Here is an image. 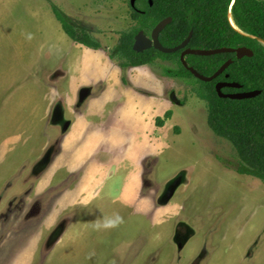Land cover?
Segmentation results:
<instances>
[{
  "label": "rangeland",
  "instance_id": "obj_1",
  "mask_svg": "<svg viewBox=\"0 0 264 264\" xmlns=\"http://www.w3.org/2000/svg\"><path fill=\"white\" fill-rule=\"evenodd\" d=\"M133 2L136 7L137 0H0L10 5L7 11L0 7V23L7 25L1 57L31 61L44 88L63 97L55 107L64 115L63 122L39 126V135L11 139L15 147L40 153L0 184V264H264V183L235 171L237 150L209 127L197 79L168 74L178 60L123 69L111 58L122 34L137 26ZM54 8L104 49L71 40ZM61 37L67 46L58 45ZM85 88L91 94L81 102ZM171 110L174 118L164 132L157 119ZM81 115L107 119L94 123L92 140L85 133L80 143L69 144L65 125ZM89 140L93 150L86 153ZM105 150L115 159L122 151L129 155L123 167L116 162L120 167L113 168L121 172L115 200H64L69 192H86L81 186L92 168L110 164L102 160ZM92 153L101 160H90ZM73 157L78 174L69 169L61 187ZM178 174L186 180L163 204ZM180 225L193 234L183 250L175 240Z\"/></svg>",
  "mask_w": 264,
  "mask_h": 264
},
{
  "label": "trees",
  "instance_id": "obj_2",
  "mask_svg": "<svg viewBox=\"0 0 264 264\" xmlns=\"http://www.w3.org/2000/svg\"><path fill=\"white\" fill-rule=\"evenodd\" d=\"M152 2V4H151ZM56 18L65 33L77 44L92 50H103V45L86 30L76 29L56 9ZM132 19L137 23L131 31L122 34L111 58L118 59L121 68L129 69L154 64L158 59L178 60L179 67L168 72L173 77H194L181 62V53L164 54L155 48L138 53L134 50L136 36L145 32L150 36L157 25L167 18L172 23L162 32L160 40L167 48L180 46L194 33L189 48L216 50L222 48H250L254 57L239 60L235 54L209 57L188 56L187 62L200 74L213 76L226 62L233 64L218 79L205 83L197 79L196 95L208 105V125L220 138L235 147L239 162L235 171L264 183V0H137L132 7ZM233 15L237 31L230 22ZM220 82L238 83L242 89L224 88L226 94L261 91L253 99L221 98L216 90ZM173 117L168 111L157 119L158 127ZM220 161L223 162L222 159ZM228 168L232 165L225 164Z\"/></svg>",
  "mask_w": 264,
  "mask_h": 264
},
{
  "label": "crops",
  "instance_id": "obj_3",
  "mask_svg": "<svg viewBox=\"0 0 264 264\" xmlns=\"http://www.w3.org/2000/svg\"><path fill=\"white\" fill-rule=\"evenodd\" d=\"M2 6L8 7V4L7 5L1 4L0 7ZM9 7L4 10L5 11L9 10ZM4 23L7 22L4 21ZM6 28L7 25L2 27L0 23V45L7 44L2 39L3 37L2 34ZM1 29H3V32H1L2 31ZM4 39L10 41V37L8 36L4 37ZM59 41L60 44L58 45L64 47L63 46L64 43L67 46V41L64 40L62 37L59 38ZM78 60H80L79 57ZM136 68H140V67H136ZM34 71H35V66L31 64V61L28 62L26 59L24 61L21 60L17 61L13 58L5 57V56H3L2 58L0 54V150L5 149L4 152L5 162L2 165H0V184L14 177L18 171V166L20 164L26 162L27 160L36 158L40 153L35 150L32 151L22 150V148L15 147V145H12L11 139L18 140L17 138L19 136L22 137L24 135H28L34 132L39 135L38 127L45 125L47 126L50 123V121H52L54 111L56 108L55 107L56 102L58 100H61V98H63L57 95L52 89H49L48 87L44 88L43 85L44 82L38 78V74L34 73ZM71 72L72 75H74L75 73L74 70ZM1 78H11V79L9 80L4 79L2 81ZM17 78H21V79L17 80ZM16 82H20V83L17 84ZM58 91L60 93H64V91H62L61 89H58ZM173 118L174 116L165 123L164 127H160L164 132ZM106 119L104 117H99V116H94V117L93 116L89 117L86 115L77 116L76 119L73 122H71V126L68 130V143L69 144L80 143L85 133L88 134L90 136L89 139L91 138L92 140L91 135L93 136L96 134V126L94 123L99 120L101 124L104 121H106ZM3 125L4 127H2ZM5 125L10 126V128L6 129ZM13 135H17V136H14L13 138ZM167 137L169 138L168 135ZM163 138H165L163 142L167 141L165 145L168 146L169 143L168 138L166 137ZM162 139H160V141H162ZM90 144L91 142L89 140L86 147H89ZM91 147L92 146H90L85 150L86 153L87 151L89 153L90 150H93V147L92 149ZM67 155L68 154L65 153L63 154V157L65 156L68 157ZM158 155L161 157L163 155V152L162 153L158 152ZM126 156L128 157L129 155L122 151L121 156H119L120 158L115 159L113 151L105 150L104 158L102 160H107V161L110 160L109 162L110 164L103 166L95 165L96 167H94V170L92 168V170H90L89 173H86L88 176L86 180L87 183L81 186L82 189L85 186V188L87 189L86 192L85 193L82 192L80 194L75 193V191H72V193L69 192L64 200H104V199L115 200L114 197L115 192L113 189L114 187L117 186L116 185L117 181L121 183L120 181L121 176L118 177L119 176L118 174L121 172L114 171L113 168L116 167L119 168L120 166L123 167V163L127 160ZM66 157L64 159H66ZM74 158L75 157H73V162H72L73 168L67 167L66 168L67 170L64 171V174H62L63 176L61 178L62 180H59L58 182L59 186L61 187L63 186V184H65L68 181V177L70 173H73L72 174L73 176L78 174L76 170ZM100 158L102 157L99 154V156L96 157V159L101 160ZM89 159L90 160L92 159V161H94L95 155L93 154L89 156ZM97 160H95L94 162H96ZM116 162H119L120 166L119 165L116 166ZM63 163H66V160H63ZM5 164L7 165L4 168H2L1 166ZM69 169H74V170L70 172L71 170ZM65 173H69L68 177H65L66 176ZM180 174H178L173 180H175L178 176H180ZM185 180L186 179L184 178L181 186L184 184ZM138 184L139 182H137L136 187L138 186ZM67 187L68 186H65V189ZM92 189H98L99 190L98 195L95 194L91 195L90 193H88L89 190ZM73 193L74 195H71ZM176 194L171 200H173L176 197ZM102 196L104 198H102ZM246 198L247 200H249L250 196ZM82 236L83 235H80V237ZM81 242L82 240L78 241V243ZM79 245L80 244H78V246Z\"/></svg>",
  "mask_w": 264,
  "mask_h": 264
},
{
  "label": "water",
  "instance_id": "obj_4",
  "mask_svg": "<svg viewBox=\"0 0 264 264\" xmlns=\"http://www.w3.org/2000/svg\"><path fill=\"white\" fill-rule=\"evenodd\" d=\"M152 4V2H151ZM133 7H134V2H133ZM173 19L172 18H167L160 22L157 27L153 30L152 34L148 36L145 32H140L135 39V45H134V50L138 53L145 52L149 49L155 48L158 51L164 53V54H175L177 52L182 51L181 53V62L183 66L190 71L193 76L205 83H211L214 80L218 79L222 74H224L227 69L233 64V60H229L226 62L213 76L207 77L202 74H200L194 67H191L189 63L187 62L186 58L188 56L194 55V56H201V57H209V56H214V55H219V54H235L236 57L239 60H242L246 57L252 58L254 57V51L250 48L247 47H242L238 49H233V48H222V49H216V50H195L192 48H189L190 42L193 38L194 33L191 32L189 37L180 45L175 48H167L165 47L161 40L160 36L162 32L172 23ZM230 22L234 27L235 21L233 18V15H230ZM239 32H241L238 28ZM263 45L264 42L260 41ZM224 88H231V89H242V86L238 83H229V82H220L216 86V90L221 98L224 99H232V100H245V99H253L261 95V91H253V92H238L234 94H226L223 92ZM91 94L90 89H83L81 92V102H84L89 95ZM173 101H176V96H173ZM53 119L63 122L64 121V115L62 112V109L58 105L55 108ZM71 126V122L68 121L67 124L65 125L64 130L68 131ZM48 161L47 158L45 162ZM184 180V176L180 175L178 176L175 181L171 182L168 186L170 187L168 192L165 194V196H162V203L163 204H168L171 199L175 196L178 188L181 186L182 182ZM166 190V191H167ZM189 229V230H188ZM188 230V231H187ZM190 227L187 226L186 233H181L179 230L176 233L175 240L178 243V247L180 250H183L191 238L193 237L192 231L190 233Z\"/></svg>",
  "mask_w": 264,
  "mask_h": 264
},
{
  "label": "flooded vegetation",
  "instance_id": "obj_5",
  "mask_svg": "<svg viewBox=\"0 0 264 264\" xmlns=\"http://www.w3.org/2000/svg\"><path fill=\"white\" fill-rule=\"evenodd\" d=\"M231 60H233V59H231ZM233 62H234V60H233ZM186 229H187V227L186 226H183V225H181L180 227H179V231L181 232V233H186ZM177 230V231H178ZM189 230V229H188ZM187 230V231H188ZM190 233H191V230H190Z\"/></svg>",
  "mask_w": 264,
  "mask_h": 264
},
{
  "label": "bare ground",
  "instance_id": "obj_6",
  "mask_svg": "<svg viewBox=\"0 0 264 264\" xmlns=\"http://www.w3.org/2000/svg\"><path fill=\"white\" fill-rule=\"evenodd\" d=\"M234 28L236 29V30H238V27H237V25L236 24H234ZM240 30V29H239Z\"/></svg>",
  "mask_w": 264,
  "mask_h": 264
}]
</instances>
